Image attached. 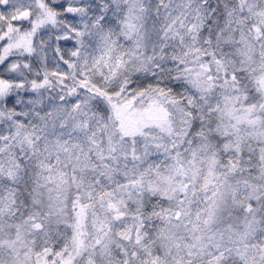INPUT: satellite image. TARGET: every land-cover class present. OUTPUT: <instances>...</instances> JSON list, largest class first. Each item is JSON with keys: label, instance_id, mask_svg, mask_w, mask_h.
I'll use <instances>...</instances> for the list:
<instances>
[{"label": "snow or ice", "instance_id": "snow-or-ice-1", "mask_svg": "<svg viewBox=\"0 0 264 264\" xmlns=\"http://www.w3.org/2000/svg\"><path fill=\"white\" fill-rule=\"evenodd\" d=\"M0 73V264H264V0H0Z\"/></svg>", "mask_w": 264, "mask_h": 264}, {"label": "rangeland", "instance_id": "rangeland-1", "mask_svg": "<svg viewBox=\"0 0 264 264\" xmlns=\"http://www.w3.org/2000/svg\"><path fill=\"white\" fill-rule=\"evenodd\" d=\"M14 23H25V22H20V21H16ZM26 24V23H25ZM63 43V42H62ZM5 77V74L1 73L0 74V78H4Z\"/></svg>", "mask_w": 264, "mask_h": 264}, {"label": "trees", "instance_id": "trees-1", "mask_svg": "<svg viewBox=\"0 0 264 264\" xmlns=\"http://www.w3.org/2000/svg\"><path fill=\"white\" fill-rule=\"evenodd\" d=\"M25 23H26V22H25ZM25 23H24V24H25ZM25 25H26V24H25ZM0 74H1V73H0Z\"/></svg>", "mask_w": 264, "mask_h": 264}]
</instances>
